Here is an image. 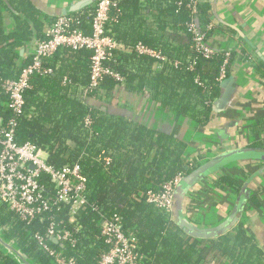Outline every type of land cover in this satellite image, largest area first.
<instances>
[{"label":"trees","instance_id":"trees-1","mask_svg":"<svg viewBox=\"0 0 264 264\" xmlns=\"http://www.w3.org/2000/svg\"><path fill=\"white\" fill-rule=\"evenodd\" d=\"M96 2L67 14L76 17L77 27L86 33L91 31ZM189 5V0H119L110 9L107 28L127 47L114 51L105 65L122 81L103 77L83 101L81 91L89 82L92 52L61 48L46 59L53 73L32 77L19 115L0 104L5 120H16L17 142L29 141L43 150L47 163L55 169L78 164L85 180L87 204L73 221L68 207L57 204L43 213L42 221L36 218L27 223L0 201V234L31 264H54L34 239L35 234L45 235L52 217L59 229L70 232L74 243L47 239L51 247L75 264H98L109 249L100 223L113 216L120 217L125 233L134 235L137 264H264V251L247 235L242 221L203 243L199 235L190 234L172 215L163 214L146 200L147 192L161 191L164 183L194 169L199 161H185L187 144L180 135L114 110L117 106L129 108L127 102L111 103L120 89L127 94L141 93L169 115L189 119L195 127L207 126L221 93L218 77L225 53L229 54L225 78L231 75L236 58L247 60L249 56L242 47L213 49L209 57L197 51L187 29ZM196 9L208 44L210 5L202 1ZM3 11L14 19L11 30L5 28ZM43 24L30 0H0V78H15L27 64L30 55H21L19 49L34 37L45 38ZM139 42L160 50L171 64L157 69V61L132 51ZM254 68L264 76V64L257 57ZM2 100L5 96L0 90ZM87 116L92 120L89 127L84 123ZM251 146L264 148L258 143ZM213 176L219 187L235 195L240 192L241 184L233 175L218 171ZM40 181L51 188L52 195L49 177L42 175ZM249 199L259 204L254 195ZM16 260L0 248V264H19Z\"/></svg>","mask_w":264,"mask_h":264},{"label":"built area","instance_id":"built-area-1","mask_svg":"<svg viewBox=\"0 0 264 264\" xmlns=\"http://www.w3.org/2000/svg\"><path fill=\"white\" fill-rule=\"evenodd\" d=\"M118 1L97 0L91 15L90 33L77 27L76 17L58 15L45 28V38L36 39L34 48L29 54L30 60L18 71L17 76L0 78V90L5 96V100H2L0 104L5 105L14 115H19L23 110L24 92L30 87L32 77L51 75L53 68L45 64L46 59L52 57L61 48L84 49L92 52L89 82L81 91L83 101L100 84L103 77L109 76L122 81L118 73L105 65V61L113 55L114 51L127 47L122 41L110 35L107 28L110 9L115 7ZM189 1L191 17L187 29L191 35V41L197 51L209 57L212 55L213 48L206 42V33L201 30L196 9V4L203 0ZM132 51L154 59L159 68L165 63L171 64L160 50L141 42L132 46ZM228 56L229 54L225 53L226 58L220 67L219 81L225 78ZM91 122V118L87 116L84 121L85 126L89 127ZM15 126L14 117L5 120L0 114V201L27 223H31L36 218L42 221L43 213L57 204L68 207L69 219L73 221L87 204L86 186L81 167L74 164L55 169L47 163L46 153L43 150L29 141L23 143L16 141ZM42 175L49 177L52 183V195L49 194L51 188L40 181ZM184 175L177 174L164 183L159 192H147L146 200L163 214L171 216L174 191ZM100 228L101 236L109 249L101 255L98 264H137L136 239L132 233L123 231L119 216L102 218ZM51 238L57 243H74L70 232L59 229L53 217L50 219L45 235L35 234L34 239L38 247L51 258L54 264H75L74 261L64 257L61 251L51 247L47 242V239ZM19 263L23 264V262Z\"/></svg>","mask_w":264,"mask_h":264},{"label":"crops","instance_id":"crops-1","mask_svg":"<svg viewBox=\"0 0 264 264\" xmlns=\"http://www.w3.org/2000/svg\"><path fill=\"white\" fill-rule=\"evenodd\" d=\"M30 1L44 21L43 31L60 15L63 6L75 0ZM203 1L210 5L211 12L212 30L208 36V45L213 49L242 47L248 51L247 60L236 58L231 64L234 92L226 107L222 110L215 109L207 126L195 127L189 119L178 114L169 115L158 103L149 102L141 93L127 94L124 89H120L111 101L113 105L129 104V108L113 107L118 113L153 125L158 130H168L173 135H180L187 144L183 155L185 161L196 158L199 163L223 151L252 147L256 143L264 145V76L254 68L256 57L264 64V0ZM2 14L6 30H11L15 25L14 19L6 11ZM35 41L34 37L26 42L19 49V52L22 50L21 55H29ZM156 67L160 69L158 65ZM168 121H172V124ZM222 173L233 175L239 180L242 187L239 193L246 191L241 212L234 220L231 219L232 223L226 230L233 229L242 221L247 235L252 236L264 251V162L230 165ZM239 193L235 195L229 189L219 187L216 177L211 176L199 182L188 193L183 214L198 228L216 227L233 216ZM253 195L258 199V205L250 201L249 197ZM172 217L174 219V213ZM219 235L199 237L203 243H207Z\"/></svg>","mask_w":264,"mask_h":264},{"label":"water","instance_id":"water-1","mask_svg":"<svg viewBox=\"0 0 264 264\" xmlns=\"http://www.w3.org/2000/svg\"><path fill=\"white\" fill-rule=\"evenodd\" d=\"M97 0H75L70 3H67L65 6L61 8L60 15H67L70 13H74L79 11L80 9L89 6L93 2ZM22 54V50L19 52ZM260 58V54H258ZM234 78L232 75L224 78L220 81V87L222 88L221 94L213 103L214 108L216 110H222L229 103L231 95L234 92L233 88ZM258 161L264 162V148H256V147H244V148H235L227 151H223L218 153L217 155L204 160L199 163L194 169L188 171L179 181L177 187L174 191V199H173V211L174 220L177 224L188 231L192 235H208V234H221L226 229H228L229 225H231L234 217L238 215L244 204L246 199V191H242L236 198L233 216L230 217L229 220L221 223L220 225L212 228L201 229L198 228L193 223L189 222V220L183 214V205L187 198L188 193L196 186L199 182L213 176L218 171H222L224 168L234 165V164H246V163H255ZM186 168V167H185ZM234 220V219H233ZM51 240L54 243L57 241L53 238ZM0 245L4 248L10 249L12 252L13 258H17L18 263L23 262V264H31L28 261V258L17 248H15L12 241H7L0 234ZM8 254V253H7ZM9 255V254H8ZM20 264V263H19Z\"/></svg>","mask_w":264,"mask_h":264},{"label":"rangeland","instance_id":"rangeland-1","mask_svg":"<svg viewBox=\"0 0 264 264\" xmlns=\"http://www.w3.org/2000/svg\"><path fill=\"white\" fill-rule=\"evenodd\" d=\"M5 239V238H4ZM5 240H7V239H5ZM8 241V240H7ZM0 248L1 249H3L6 253H8L9 255H11V251H10V249H7V248H4L3 246L1 247V245H0ZM12 256V255H11Z\"/></svg>","mask_w":264,"mask_h":264}]
</instances>
